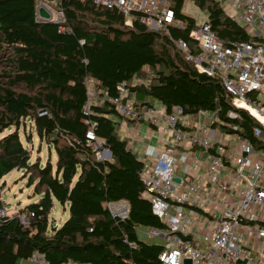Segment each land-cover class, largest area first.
Returning <instances> with one entry per match:
<instances>
[{
    "label": "trees",
    "instance_id": "16d2710c",
    "mask_svg": "<svg viewBox=\"0 0 264 264\" xmlns=\"http://www.w3.org/2000/svg\"><path fill=\"white\" fill-rule=\"evenodd\" d=\"M41 1L47 7L56 2L59 16L38 18L40 0H0V51L11 52L12 67L11 79L0 87V134L14 128L0 136V181L22 170L39 195L16 214L0 216V264H21L35 251L51 264H162L163 242L138 235L139 229L165 226L142 196L145 163L119 133L121 117L110 100L120 96L118 86L139 99L159 100L167 111L177 105L187 115L210 111L217 118L213 128L264 148L263 139L253 134L257 121L235 107L221 82L197 71L174 43L182 39L195 49L189 33L196 20L183 11L187 0H165L179 23L169 24L167 32L147 27L139 12L126 25L117 8L92 0ZM190 1L206 11L224 46L262 42L227 14L221 0ZM146 68H160L148 82L139 79ZM87 78L95 80L94 103L87 95ZM27 118L37 135L53 145L54 167L50 160L44 165L31 161L18 131ZM87 122L93 123L109 158H96L86 137ZM120 200L129 206L124 218L107 208ZM54 201L68 204V217L49 228ZM3 205L0 187V209Z\"/></svg>",
    "mask_w": 264,
    "mask_h": 264
},
{
    "label": "built area",
    "instance_id": "2783aa9c",
    "mask_svg": "<svg viewBox=\"0 0 264 264\" xmlns=\"http://www.w3.org/2000/svg\"><path fill=\"white\" fill-rule=\"evenodd\" d=\"M92 1L96 6L117 8L125 16L126 25L131 24L133 12H139L140 21L151 29L167 32L169 24H179L164 0ZM221 1L230 9L227 14L262 42L238 41L224 46L206 17L190 30L194 50L182 39L174 43L197 71L221 82L235 107L246 110L257 121L253 134L264 142V0ZM86 85L90 101L96 96L95 80L87 78ZM118 90L120 96L110 100L122 123L145 122L172 138L141 171L142 196L150 201L152 212L165 226L145 228L143 234L162 240V264H184L185 259L191 264H264V148H254L235 133L228 134L234 138L230 145L225 134L212 127L217 121L215 114L197 124L182 106L167 111L159 100L139 99L134 93L128 94L124 85ZM87 123L89 145L101 159L108 149L94 134L93 123ZM211 128L215 129L213 137L209 134ZM196 147L208 152L205 172L198 179L187 174L178 176L175 165L186 163L189 151ZM107 208L120 218L129 211L124 200L109 202ZM27 260L51 264L38 251Z\"/></svg>",
    "mask_w": 264,
    "mask_h": 264
},
{
    "label": "rangeland",
    "instance_id": "374dc122",
    "mask_svg": "<svg viewBox=\"0 0 264 264\" xmlns=\"http://www.w3.org/2000/svg\"><path fill=\"white\" fill-rule=\"evenodd\" d=\"M165 1V0H164ZM42 1L40 0V3ZM165 3H167L165 1ZM42 4V3H41ZM223 9L227 12L229 11V7L226 3H222ZM46 8L52 13V16H59V12L56 10L57 4L56 2L48 3V7ZM183 11L191 16H193L196 22L201 23L206 19V11L197 7L190 0L185 1L183 6ZM174 51V50H173ZM11 52L8 50L0 51V87H3L9 79H11L12 67L9 63ZM160 69V68H158ZM150 68H146L141 74L139 79L144 82H148L154 78L156 75V71ZM138 80L136 78L133 79V84H136ZM97 101V98L94 97L90 100V103H94ZM191 118H194L193 115H188ZM212 112L198 113L196 115L197 124L203 122L207 117L212 118ZM195 119V118H194ZM126 125L128 124L125 121ZM124 124V129H128L129 125L126 126ZM132 129V128H131ZM14 130V128L6 129L3 131L0 136L7 134L8 132ZM19 135L22 143L26 146L31 152V161H39L40 165H44L48 160L52 163L53 167L55 165V151L53 145L47 139H41L35 129L34 123L29 119H24L22 124L20 125ZM123 127L121 128V124L119 127V133L121 136L126 137L127 130L124 131ZM131 136V134H130ZM156 138H153V142L155 143ZM226 140L230 141V145H232L234 138L231 136H227ZM154 144H149V148H152ZM108 151V150H107ZM229 151L227 150V155ZM103 158H109L107 152L103 153ZM183 169L181 170L183 173L188 172V166L185 164L181 165ZM179 165H175V171L178 169ZM1 187V198L3 200V208L0 209V215L2 214H16L26 203L35 201L39 198V195L33 194V185L28 186V176L24 174L22 170H12L7 175L3 177L0 181ZM68 217V204L64 206L60 205L57 201H54L53 208L48 215L49 228L51 225L59 226L61 225ZM140 232V233H139ZM205 231H203L204 233ZM139 237L141 240L157 242L159 238H146L143 234V230L139 229L138 231Z\"/></svg>",
    "mask_w": 264,
    "mask_h": 264
},
{
    "label": "crops",
    "instance_id": "0c3cea01",
    "mask_svg": "<svg viewBox=\"0 0 264 264\" xmlns=\"http://www.w3.org/2000/svg\"><path fill=\"white\" fill-rule=\"evenodd\" d=\"M194 118L195 120H198L196 119L197 118L196 116ZM124 124L126 125L125 122L121 123V128L123 127L124 131L127 130L126 134H128L127 139H128L129 147L133 152L137 154L139 159L144 161L145 164H151L154 161V159L157 157L160 150L163 149L168 142H172L171 135L168 132L162 131L154 126H150L145 122H141L136 125H133L132 122H128L127 124L129 125L128 129L127 128L124 129ZM132 127H134L135 130H132L131 129ZM131 133L132 136H130ZM209 134L211 137H213L215 134V129L211 128L209 130ZM227 136L228 135L225 134L224 137L225 140ZM153 138H156L155 143L153 142ZM149 144H154V145L152 148H149ZM189 153L190 155L188 157V160L186 161V163L182 164L183 166L185 164L188 166V172L183 173L181 171L183 167L179 165L178 169L176 170V174L178 176H184L185 174L192 175V178L195 177L196 179H198L205 172V164L208 158V152L201 148L196 147L193 150H190ZM142 230H144V228H142ZM21 264H32V263H30L28 260H25L22 261Z\"/></svg>",
    "mask_w": 264,
    "mask_h": 264
},
{
    "label": "water",
    "instance_id": "95a60500",
    "mask_svg": "<svg viewBox=\"0 0 264 264\" xmlns=\"http://www.w3.org/2000/svg\"><path fill=\"white\" fill-rule=\"evenodd\" d=\"M37 16L38 18L42 20H51L52 19V13L46 8L45 5H39L37 7ZM110 151H107V155L110 157ZM176 181H178V178H174ZM184 264H191V261L189 259H185Z\"/></svg>",
    "mask_w": 264,
    "mask_h": 264
}]
</instances>
